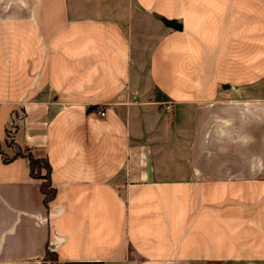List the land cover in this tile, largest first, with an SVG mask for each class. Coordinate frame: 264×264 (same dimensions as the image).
Here are the masks:
<instances>
[{
	"label": "crops",
	"instance_id": "1",
	"mask_svg": "<svg viewBox=\"0 0 264 264\" xmlns=\"http://www.w3.org/2000/svg\"><path fill=\"white\" fill-rule=\"evenodd\" d=\"M20 106L57 194L0 153V264H264V0H0Z\"/></svg>",
	"mask_w": 264,
	"mask_h": 264
},
{
	"label": "trees",
	"instance_id": "2",
	"mask_svg": "<svg viewBox=\"0 0 264 264\" xmlns=\"http://www.w3.org/2000/svg\"><path fill=\"white\" fill-rule=\"evenodd\" d=\"M27 113L23 106L15 107L6 126L4 142H0V153L4 163L8 164L16 159H24L29 167L32 178L41 180V192L44 203L48 207L56 197L57 189L51 180L52 166L47 157L38 158L34 148L29 146L24 139V122ZM45 260L50 264L56 263V255L47 250Z\"/></svg>",
	"mask_w": 264,
	"mask_h": 264
},
{
	"label": "built area",
	"instance_id": "3",
	"mask_svg": "<svg viewBox=\"0 0 264 264\" xmlns=\"http://www.w3.org/2000/svg\"><path fill=\"white\" fill-rule=\"evenodd\" d=\"M166 110H167L168 112H171V111H172V106H171L170 104H167V105H166ZM97 112H98V114H99L101 117H105V115H106V110H105V107H104V106H99V107L97 108Z\"/></svg>",
	"mask_w": 264,
	"mask_h": 264
}]
</instances>
